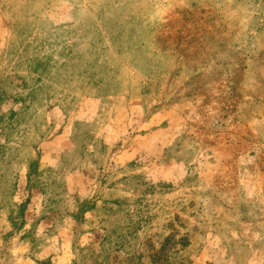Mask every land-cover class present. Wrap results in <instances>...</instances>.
<instances>
[{
	"label": "rangeland",
	"instance_id": "rangeland-1",
	"mask_svg": "<svg viewBox=\"0 0 264 264\" xmlns=\"http://www.w3.org/2000/svg\"><path fill=\"white\" fill-rule=\"evenodd\" d=\"M0 264H264V0H0Z\"/></svg>",
	"mask_w": 264,
	"mask_h": 264
}]
</instances>
